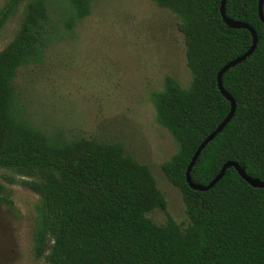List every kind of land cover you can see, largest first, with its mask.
<instances>
[{"label":"trees","instance_id":"trees-1","mask_svg":"<svg viewBox=\"0 0 264 264\" xmlns=\"http://www.w3.org/2000/svg\"><path fill=\"white\" fill-rule=\"evenodd\" d=\"M20 1L0 7V29ZM151 1L178 17L191 75L187 86L167 75L150 95L155 120L176 144L161 169L181 192L187 224L167 212L162 224L147 216L165 209L164 196L149 167L120 142L51 137L24 116L15 101L17 69L42 62L49 44L73 35L92 2L25 0L18 28L0 50V168L23 176L19 183L39 196L33 255L47 264H264V188L249 185L233 167L206 191L185 180L196 147L229 111L216 74L247 50L250 32L222 21L220 0ZM257 9L258 0H225V14L249 24L257 43L221 77L235 111L192 166L196 184H207L227 160L264 182V23Z\"/></svg>","mask_w":264,"mask_h":264},{"label":"rangeland","instance_id":"rangeland-1","mask_svg":"<svg viewBox=\"0 0 264 264\" xmlns=\"http://www.w3.org/2000/svg\"><path fill=\"white\" fill-rule=\"evenodd\" d=\"M24 2L0 29V50L17 30ZM51 14L59 17L60 10ZM177 22L172 11L151 0H92L73 35L49 44L42 62L17 69L14 87L24 116L48 136L120 142L124 153L149 167L164 196L165 211L154 208L147 216L162 224L167 212L185 226L181 192L161 169L176 144L155 120L150 97L167 75L182 86L190 83ZM20 178L0 168V264H47L32 250L39 196Z\"/></svg>","mask_w":264,"mask_h":264},{"label":"water","instance_id":"water-1","mask_svg":"<svg viewBox=\"0 0 264 264\" xmlns=\"http://www.w3.org/2000/svg\"><path fill=\"white\" fill-rule=\"evenodd\" d=\"M262 5H263V0H258V16L260 18V20L264 23V14L262 11ZM219 13L221 16L222 21L229 27L231 28H245L250 32L251 35V44L250 46L247 48L246 51H244L242 54L236 56L235 58H233L232 60L228 61L227 63H225L223 66H221L216 74V85L217 88L219 90V92L228 100L229 102V111L226 114V116L216 125V127L209 133L207 134L204 139L198 144V146L196 147L194 153L192 154L190 161L186 167L185 170V180L186 183L188 184V186L193 189V190H198V191H206L208 189H210L211 187H213V185L218 182L225 170L228 167H233L238 175L245 181L247 182L249 185L253 186V187H259V188H264V182L254 178V177H250L248 176L245 171L240 167V165L233 161V160H227L225 161L219 171L217 172V174L205 185L202 184H196L192 181L191 177H190V170L192 168V166L194 165L199 153L201 152V150L206 146V144H208L215 136L216 134H218L223 127L230 121L231 117L234 114L235 111V101L234 98L225 90V88L222 85L221 82V77L223 75V73L228 70L229 68L235 66L236 64H238L239 62H241L242 60L246 59L255 49L256 47V43H257V34L256 31L247 23L237 20V19H233L229 16H227L225 14V0H220V4H219Z\"/></svg>","mask_w":264,"mask_h":264}]
</instances>
